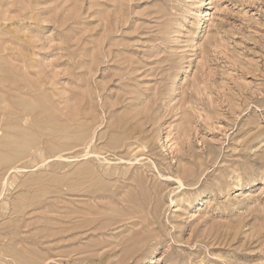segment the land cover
I'll use <instances>...</instances> for the list:
<instances>
[{
  "label": "rangeland",
  "instance_id": "1",
  "mask_svg": "<svg viewBox=\"0 0 264 264\" xmlns=\"http://www.w3.org/2000/svg\"><path fill=\"white\" fill-rule=\"evenodd\" d=\"M0 264H264V0H0Z\"/></svg>",
  "mask_w": 264,
  "mask_h": 264
}]
</instances>
